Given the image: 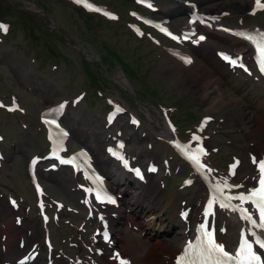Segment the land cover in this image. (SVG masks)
<instances>
[{
  "label": "rangeland",
  "instance_id": "374dc122",
  "mask_svg": "<svg viewBox=\"0 0 264 264\" xmlns=\"http://www.w3.org/2000/svg\"><path fill=\"white\" fill-rule=\"evenodd\" d=\"M66 1L0 0V13L16 22L14 33L8 37V48H3L0 55V93L7 97V104L11 94L16 95L24 108L20 113L0 112V135L5 137L0 142V153L5 157L4 161L0 160V199L10 208L8 196L24 201H20L22 207L19 212L14 211L10 217L13 222L18 216L25 224L27 221L28 226L23 225L24 233L20 236V240L27 244L24 252H31V246L36 243L42 245L49 234L59 256V259L53 260L55 264H68L65 256L69 255L84 256L86 262H90L88 264H98L99 261L110 264V254L102 255V258L96 254L94 260L90 258L92 255L87 248L93 246L95 238L92 233L101 228L102 222L97 216L91 219L82 202L84 195L80 185L83 181L68 169L52 173L44 165L38 170L47 194L63 206L58 221L52 219L44 224L33 209L36 197L27 175V163L31 156H44L48 152L45 132L38 118L45 108L68 100L70 104L62 119L63 126L70 131L68 154L87 148L97 156L100 149L107 168L111 167L105 156V147L114 144V137L121 133L120 137L127 141V153L134 157L136 165L145 169L152 163L160 168L158 174L149 178L155 185L153 190L158 194L155 197L159 208L145 211L146 218L140 221L141 224L146 223L145 227L139 225L129 229L124 221L123 224L111 223L123 232L121 243L117 242L116 247L123 255L133 260L141 257L138 264H172L177 248H168L155 236L165 234L168 218L178 215L183 208L190 207L193 216L198 215V210L193 211L192 203L195 201L196 204L201 189L197 184L192 187L185 185L186 180L195 178L194 174L173 152L169 142L162 140L153 129L161 133L165 119L171 117L178 126L175 129L178 138L189 142L193 140L202 119L212 117L213 122L203 134L209 148L208 160L221 177L229 172L230 164L239 159L242 166L235 183H244L247 190L255 184L258 176L253 157L257 160L264 156V82L256 74L251 77L240 71L234 72L219 62L218 52L237 54L238 50L215 36L209 35V40L199 47L181 46L194 57V62L188 64L173 58L169 51L175 45L155 31L140 25L144 34L138 36L135 32L137 20L130 15V11L140 9L136 0H95L118 13L120 18L114 22L102 16L87 17L74 4ZM152 1L159 11L153 15L142 12L156 18H170L174 29L183 27L182 23L185 24L188 18V14H184L185 2L198 3V0ZM253 1L218 0L220 4H242L244 8L235 13L224 5L213 13L228 12L223 23L230 26L264 29V13L250 14ZM31 4H36L41 12L28 10ZM17 5L24 7L29 17H18L12 10ZM201 53L209 61L214 57L216 64H209ZM250 61L249 58V64ZM17 74L22 76V80L18 81ZM118 76L126 80L128 87L121 83ZM205 87L209 89L206 91ZM84 92L86 97L80 103L75 102L74 99ZM114 98L129 110L128 114L132 112L144 117L138 128L129 124L128 114L122 115L114 126L106 127V115L115 105L111 100ZM136 99L140 101L136 102ZM24 110L26 114H23ZM244 116L252 117L251 127L244 125ZM75 131L78 136H75ZM166 161H169V167ZM96 164L107 175L97 160ZM167 173L171 174L165 177ZM109 177L110 182L116 180L122 188L135 190L136 184L131 187L126 178H119L116 174ZM53 178L67 179V182L61 188L51 180ZM116 192L119 197L121 188ZM123 198L128 196L124 194ZM159 211L161 213L157 214ZM113 212L115 209L107 211L109 218L121 221L120 217L110 216ZM50 214L54 216L52 211ZM133 219L136 220L135 217ZM219 219L220 225L226 227L221 238L229 246L236 242L239 226L229 216H219ZM87 222L88 232L84 233L85 229L78 227ZM37 230L38 239L35 238ZM177 233L172 237H176ZM170 235L168 239H171ZM8 236V226H4L0 219V253L7 247ZM18 242L19 239L16 246ZM75 242L78 247H74ZM41 251L39 259L46 264L48 251L45 248ZM6 260L0 259V264Z\"/></svg>",
  "mask_w": 264,
  "mask_h": 264
},
{
  "label": "bare ground",
  "instance_id": "6f19581e",
  "mask_svg": "<svg viewBox=\"0 0 264 264\" xmlns=\"http://www.w3.org/2000/svg\"><path fill=\"white\" fill-rule=\"evenodd\" d=\"M198 4L196 7H200L201 8V12L205 13V14H210L213 15V11L219 8H222L224 5H227L230 9V11L233 12H239L240 10H243V5L242 4H238L235 2H232L231 4H228L227 2L225 3H219L218 0H198ZM31 11H36V12H41L40 9L38 8V6L36 4H31L30 5V9ZM169 11H173V9H169ZM190 11V8H184V14H188V12ZM186 23L188 24V20L186 21ZM189 25V24H188ZM185 26V24L183 25ZM221 26H224L222 23L216 25V29L217 31L213 32L212 29H204V31L206 33H210V35L215 36L216 38H218L221 42L228 44V46H230L231 48H237L238 50V54H246L247 55V59H249L248 55L249 54H253L252 49L250 47V45L248 43H246L245 41L241 40L240 38L227 34L225 32H222L220 29ZM237 28V27H236ZM185 29V28H183ZM235 29V28H234ZM225 34L230 35L232 38H228L227 36H225ZM214 38V37H213ZM201 57H203L204 60H207L208 57L201 53ZM213 58H211V60L213 61ZM215 59V58H214ZM209 61L207 60V62H209V64H216L214 61ZM218 61L220 62V60L218 59ZM217 66V65H216ZM234 69V68H232ZM17 79L18 81L22 80V76L20 74H17ZM118 79L121 81L122 84H124L125 86L128 87V83L126 82L125 79H123L121 76H118ZM206 91L209 89L207 87H205ZM213 105V104H211ZM50 107V106H49ZM48 108V107H47ZM150 118H152L154 121H156V123H158L157 120H155V118H153L151 113H148ZM245 123L244 125H249V127L252 126V117L251 116H244L243 117ZM159 124V123H158ZM251 124V125H250ZM162 132L159 133V136H161V138H163L164 140H170V141H175L176 140V135L175 133L172 131L171 125L169 124L168 121H166L165 126H161ZM75 136H78V132L75 131ZM99 143L101 144V140L99 139ZM104 155V154H103ZM103 155L101 154L100 149L97 151V156H96V160L99 163V165L103 168V170L108 174H117L120 177L126 178L127 180H131L132 177L128 176L127 174L123 173H119L117 172L113 166H109L107 168V162L103 159ZM98 157V158H97ZM154 176L153 174L149 175V178ZM53 180V182H55L58 186H60L61 188H63L65 186V183L67 182V179H57V178H53L51 179ZM121 182V181H120ZM131 187H135L131 182L129 183ZM112 185L114 186L115 189H120L121 188V192L119 193L120 198H121V202H122V206L119 208H115V212H113L114 214L110 215L111 217H120L121 221H116L113 220L112 222H117V224H124L128 226L129 229H135L136 227H138L139 225L144 228L146 223L141 224L140 221L144 220L146 218V213L145 211L148 210L149 212L153 211V210H157L159 208L158 205V199L155 197L156 195H158L157 193L154 192V188L155 185L148 180L147 185L145 188L139 185H136L135 190H130L128 188H122L121 187V183H117L114 182L112 183ZM124 185V183H123ZM198 185L200 186L201 190H200V194L197 197V202L196 204L193 202L192 206H194L193 211L200 210L201 206V210H200V214L197 212L198 215H196L195 217L192 214V217L190 216L189 219L190 220V224L188 225V221L187 223H183L180 221V214L184 213L186 209L179 211L178 215H173L170 216L168 218L169 224L166 228V233L165 234H156L155 238L156 240H161L162 244H165L168 248L172 247V248H177V252L174 254L173 258H176V256L180 253H183V245L186 243L187 240H191V236H193V234L195 233V225L198 223L199 219L203 218L204 216V203L207 199V194H208V190L207 188L203 185V183L201 181H198ZM123 189V190H122ZM133 193V194H132ZM124 194H126L128 196L127 199H124ZM201 201H202V205H201ZM89 205L91 204V202H88ZM199 206V209H198ZM109 207V205H108ZM114 208V207H111ZM153 209V210H152ZM218 211L221 213H225L227 214L225 208H218ZM161 213L160 211L157 212V214ZM14 214V210H12L9 205H7L3 200L0 199V219L4 222V226H8V230H9V236H8V243H7V247L6 250L4 252L0 253V259L2 258H7L6 262H10L11 260H18L20 257H22V253L24 252V250H21L19 248V243H20V236L23 235L24 233V229H23V225L25 223L22 222L21 225H18L16 223L13 222V219H10V217H12V215ZM116 215V216H113ZM191 215V214H190ZM231 219L234 218L236 221H238L243 229H246L248 231V234L250 236V238L253 237L252 232H255L256 234L260 233V231L256 228H252V226L249 224L248 221L244 220L241 218V215L236 214V215H231V214H227ZM165 216V214H164ZM107 218H109V215L106 216ZM133 217H135L136 220L133 219ZM108 222H110L107 219ZM139 223V224H138ZM27 225V221L26 224ZM114 224H110L109 226L112 227L113 229V233L115 236V240L116 242L121 243L120 238L123 235V232L119 230V228L116 226H113ZM28 226V225H27ZM192 227V228H190ZM178 232V233H177ZM174 233H177L176 237H172ZM172 234V235H170ZM171 236V239H168L167 236ZM35 238L38 239L39 238V230L36 231L35 233ZM19 239V242L16 246V240ZM31 240V238L29 239ZM27 247V244L25 246V248ZM169 251V249H168ZM167 253V252H166ZM169 254V253H168ZM167 254V256H169ZM21 255V256H20ZM141 257H139L138 259H140ZM138 259H135L134 262L132 261L131 264L135 263L138 264ZM140 263V262H139ZM31 264H42L41 260L38 259L36 261H34ZM167 264V262L165 263Z\"/></svg>",
  "mask_w": 264,
  "mask_h": 264
},
{
  "label": "snow or ice",
  "instance_id": "6c2138e0",
  "mask_svg": "<svg viewBox=\"0 0 264 264\" xmlns=\"http://www.w3.org/2000/svg\"><path fill=\"white\" fill-rule=\"evenodd\" d=\"M144 2V0H141ZM77 3H83L85 7L91 8L95 11H100L98 8H93L92 5L87 3V0H77ZM148 7H152L149 3ZM255 7L257 9H264V3L261 0H255ZM108 15V13H105ZM113 19L115 17H112ZM0 30L7 31V26L0 25ZM161 31L171 35V33L167 32V29L161 28ZM244 35V34H241ZM173 39H178V37L172 36ZM186 38V37H185ZM244 38L249 40L256 48V59L259 65L261 72H264V33H257L255 35L248 34L244 35ZM200 39H204V37H200ZM225 60H228L229 63L236 65L237 60L232 59L228 56H224ZM190 63L191 61H186ZM240 67H244L242 64ZM247 71V69H245ZM3 106V105H0ZM63 108V105L60 106ZM14 110V109H9ZM122 109L117 108L116 111L119 112ZM135 123V121H133ZM46 123H52L51 121H46ZM58 127V126H57ZM61 136L67 135L66 133L61 132ZM51 138V137H50ZM194 140H199V137L193 136ZM122 147V145H121ZM177 147H181L177 145ZM184 151L188 155L189 159H191L198 167L203 168L204 165L200 163V155L204 154L202 148H198L196 150H191L190 146H185ZM55 154V153H54ZM62 163H73L72 160H62ZM253 162L258 163V170L260 173L258 186L252 189H249L247 194L241 193L239 195H225L224 189L238 188L242 187L241 185H228L226 182L224 183L223 188L217 185L215 192L216 195L211 199L208 203V212L210 213L214 203L219 202L220 207L231 208L233 211H237L240 213L241 218L248 221L252 228H260L264 230V160L259 162L256 161V158L253 157ZM36 161H33L35 164ZM236 164L232 165V169L234 170L237 166ZM153 171L155 169H152ZM137 175H140L139 170H136ZM91 191V190H89ZM101 198V194L97 193V199ZM107 200L111 203H115L111 197H106ZM233 200H238L240 202L239 205L234 206L232 204ZM13 204L15 202L13 201ZM244 204H250L258 213L259 221L253 217V214L249 211L248 208L243 207ZM185 215H187L185 213ZM200 232L202 234V238L199 240V243L195 246L189 244L187 249L185 250V255L178 258L177 264H185V261L188 257H190L191 253L194 251L196 256L199 259L200 264H264V258L260 254H258L253 247V243L247 237L242 238V241L239 245V248L235 252V254H230L225 250V246L223 244L218 243L214 234L207 229L205 225H201ZM252 235L255 236L256 233L252 232ZM107 239V236H105ZM255 243L262 249H264V238L257 239ZM188 264H197V260L188 259Z\"/></svg>",
  "mask_w": 264,
  "mask_h": 264
},
{
  "label": "flooded vegetation",
  "instance_id": "af4514ba",
  "mask_svg": "<svg viewBox=\"0 0 264 264\" xmlns=\"http://www.w3.org/2000/svg\"><path fill=\"white\" fill-rule=\"evenodd\" d=\"M4 1H6V0H4ZM6 5V4H5ZM5 5H4V7H5ZM12 10H15V12H16V15L18 16V17H21V18H24V14H25V12H24V9H23V7L21 6H15ZM5 17H7V16H5V15H2L1 13H0V19H2V18H5Z\"/></svg>",
  "mask_w": 264,
  "mask_h": 264
}]
</instances>
